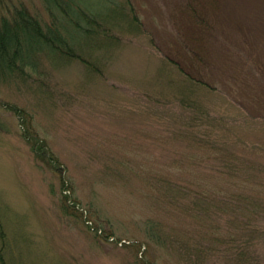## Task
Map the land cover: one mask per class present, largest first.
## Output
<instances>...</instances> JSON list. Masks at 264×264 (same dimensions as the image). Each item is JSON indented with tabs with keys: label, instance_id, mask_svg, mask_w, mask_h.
<instances>
[{
	"label": "rangeland",
	"instance_id": "rangeland-1",
	"mask_svg": "<svg viewBox=\"0 0 264 264\" xmlns=\"http://www.w3.org/2000/svg\"><path fill=\"white\" fill-rule=\"evenodd\" d=\"M118 6L133 29L75 51L95 70L39 53L0 76V264H264V0Z\"/></svg>",
	"mask_w": 264,
	"mask_h": 264
},
{
	"label": "trees",
	"instance_id": "trees-1",
	"mask_svg": "<svg viewBox=\"0 0 264 264\" xmlns=\"http://www.w3.org/2000/svg\"><path fill=\"white\" fill-rule=\"evenodd\" d=\"M43 1L56 18L53 23L43 25L37 16L25 7H14L13 12L10 11L11 14L0 16V76L15 75L16 73L25 75L27 68L37 70V55L39 53L79 59L89 69L95 70L96 66L87 58V55L93 54L94 51L91 50L85 56L81 53L76 55V49L82 48L85 38L96 42L95 46H100L103 41L108 42L109 39H116L118 35L113 36L112 32L115 27L112 19L126 13L123 12L122 7L119 8L118 0ZM130 17L131 20L125 19L124 29H133L136 17L134 14ZM99 18H102L103 21H100ZM187 78L194 81V77L190 75H187ZM0 104L4 103L0 102ZM181 104L190 109L193 114L197 113L196 107L194 108L189 99H182ZM197 108L200 110L198 106ZM16 109L18 115L22 113L21 110ZM196 119L197 117H195ZM24 135L30 139L38 159L45 164L47 162L55 170L63 172V166L59 163L58 157L46 142L32 134L24 133ZM68 197V195L65 196L66 199Z\"/></svg>",
	"mask_w": 264,
	"mask_h": 264
},
{
	"label": "bare ground",
	"instance_id": "bare-ground-1",
	"mask_svg": "<svg viewBox=\"0 0 264 264\" xmlns=\"http://www.w3.org/2000/svg\"><path fill=\"white\" fill-rule=\"evenodd\" d=\"M100 29V27H98Z\"/></svg>",
	"mask_w": 264,
	"mask_h": 264
}]
</instances>
